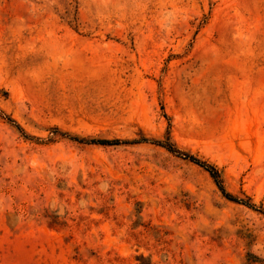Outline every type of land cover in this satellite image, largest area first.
Returning a JSON list of instances; mask_svg holds the SVG:
<instances>
[{"label":"rangeland","instance_id":"374dc122","mask_svg":"<svg viewBox=\"0 0 264 264\" xmlns=\"http://www.w3.org/2000/svg\"><path fill=\"white\" fill-rule=\"evenodd\" d=\"M0 264H264V0H0Z\"/></svg>","mask_w":264,"mask_h":264},{"label":"trees","instance_id":"16d2710c","mask_svg":"<svg viewBox=\"0 0 264 264\" xmlns=\"http://www.w3.org/2000/svg\"><path fill=\"white\" fill-rule=\"evenodd\" d=\"M95 143H98V144H110V143H113V142H108V141H98V142H95ZM184 157H186L187 159H189L190 161L194 162L195 164H197L198 166L204 168L206 171H208L210 173V175L213 177V179L215 180L216 184L218 185L220 191L223 193V195L231 200V201H234V202H240V203H245V205H248L246 202H242L241 200H238L236 197L232 196L231 194L225 192L224 188L221 186L220 184V181H219V174L218 172L212 167V166H209L207 164H205L204 162L192 157V156H189V155H186V154H182Z\"/></svg>","mask_w":264,"mask_h":264}]
</instances>
